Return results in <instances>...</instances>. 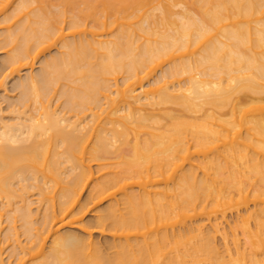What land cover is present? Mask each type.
<instances>
[{
    "label": "bare ground",
    "instance_id": "1",
    "mask_svg": "<svg viewBox=\"0 0 264 264\" xmlns=\"http://www.w3.org/2000/svg\"><path fill=\"white\" fill-rule=\"evenodd\" d=\"M0 52V264H264V0H0Z\"/></svg>",
    "mask_w": 264,
    "mask_h": 264
},
{
    "label": "rangeland",
    "instance_id": "2",
    "mask_svg": "<svg viewBox=\"0 0 264 264\" xmlns=\"http://www.w3.org/2000/svg\"><path fill=\"white\" fill-rule=\"evenodd\" d=\"M3 57V53L0 52V61L1 58ZM39 68V64L36 65L34 71L36 72ZM0 69H1V65H0ZM26 72L22 73V75H25ZM18 81V78L13 79V80H9L8 84L6 86V90L5 91H1L4 95L8 96V97H15L16 92L13 90L14 84ZM3 108H6V104L2 105ZM6 117H8L7 111H4L3 113ZM87 193L84 194V199L86 197ZM106 204H103V206H101L100 208L104 207ZM234 218V216H230V220H232ZM93 220V215L90 214L87 218L86 221H90ZM96 240L99 241L101 244H105L107 241L111 240L109 236H101L99 234H95Z\"/></svg>",
    "mask_w": 264,
    "mask_h": 264
}]
</instances>
